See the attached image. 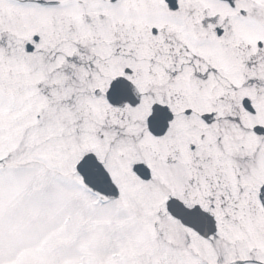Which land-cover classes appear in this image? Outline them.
I'll return each mask as SVG.
<instances>
[{"label":"snow or ice","instance_id":"1","mask_svg":"<svg viewBox=\"0 0 264 264\" xmlns=\"http://www.w3.org/2000/svg\"><path fill=\"white\" fill-rule=\"evenodd\" d=\"M0 264H264V0H0Z\"/></svg>","mask_w":264,"mask_h":264}]
</instances>
